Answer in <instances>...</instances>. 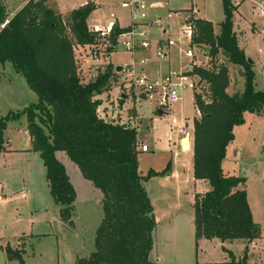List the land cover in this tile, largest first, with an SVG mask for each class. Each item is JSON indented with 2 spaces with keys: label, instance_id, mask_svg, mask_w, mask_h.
<instances>
[{
  "label": "trees",
  "instance_id": "obj_1",
  "mask_svg": "<svg viewBox=\"0 0 264 264\" xmlns=\"http://www.w3.org/2000/svg\"><path fill=\"white\" fill-rule=\"evenodd\" d=\"M221 2L224 20L217 34L212 23L192 19L196 30L193 42L211 60L208 67L193 72L203 83L202 95L194 94L200 118L193 123V178L210 186L207 193L194 199V239L196 245L212 239L221 243L242 241L246 245L243 257L231 258L230 264H246L247 248L261 238V230L253 222L243 189L245 179L225 175L222 163L234 140V127L243 124L246 113L263 110L264 90L256 89L253 64L248 63L233 31L237 6L230 0ZM95 9L87 2L64 19L45 7L44 0H29L7 18L0 4V66L11 64L37 97L36 103L0 119V154L7 123L25 117L31 151L43 163L49 196L64 227H72L77 192L59 160L60 154L99 193L101 219L93 251L77 258L75 264H157L150 260L157 223L143 184L167 176L171 164L168 162L159 172L141 174L137 150L141 139L135 127L120 115L111 121L108 111L100 109L99 96L110 89L112 68L98 74L94 81L84 83L81 79L73 50L75 46L91 48L95 44L97 36L87 24ZM127 30L114 26L108 55L117 37ZM219 56L226 63L219 62ZM227 64L243 69L240 97L227 93ZM113 69L115 72L116 67ZM118 100L119 105L125 101L121 97ZM24 248V242L16 249L5 246L2 250L7 263L25 264Z\"/></svg>",
  "mask_w": 264,
  "mask_h": 264
},
{
  "label": "rangeland",
  "instance_id": "obj_2",
  "mask_svg": "<svg viewBox=\"0 0 264 264\" xmlns=\"http://www.w3.org/2000/svg\"><path fill=\"white\" fill-rule=\"evenodd\" d=\"M27 1L29 0H0V4L4 7L7 18H10L15 10ZM123 1L44 0V6L65 19L71 11L89 2L96 7L88 17L87 23L91 27H105L109 22H114L120 28H126L130 25L131 19L129 11L121 8ZM143 1L147 6L156 2L161 3V8L148 9L147 12L149 17L161 19L160 26L156 25L149 30L150 48L142 50L147 53L131 56L122 50L120 43L116 42L114 50L108 55V47L112 42L96 38L91 48L75 46L74 57L84 83L94 81L98 74L112 68L113 81L110 82V89L99 96L100 109L105 108L109 114L114 107L121 120L135 127L137 136L141 139L137 148L142 145L148 147V153L139 154V171L144 173L150 169L160 171L170 162L171 167L174 165L185 176L191 165V155L189 152L184 153L186 149H183L184 152L181 151L179 135L175 128L187 123V130L192 134L193 123L200 118L193 104L192 92H183L182 101L173 105L166 116L159 118L153 102L139 100V91L131 94L129 90L118 85L121 75L114 72L113 67L123 69L132 67L135 74H139L140 68L150 71L157 61L165 62L155 57L154 47L158 39L164 37L162 29L168 24L176 30L173 36L177 43L170 48V56L166 63H169L171 71L179 72L188 63L182 53L185 50V42L178 40V29L184 17L190 20L197 17L210 22L214 26V31L218 33L219 25L224 20L222 2ZM232 4L239 6L236 26L241 32L240 45L245 57L253 61V73L258 90H263L264 36L260 35L262 20L256 15L252 16L253 10L249 2L233 1ZM168 14L172 15L170 20L167 18ZM254 26L258 32L252 33L251 29L255 28ZM202 50L201 48L197 53L201 56V68H206L211 60L205 58ZM218 58L219 62H225L223 57ZM140 60H146V63L141 66ZM227 68L228 94L240 97L244 90L243 69L229 64ZM161 69L163 70L162 66ZM119 94L126 96L122 105L118 102ZM34 95L28 89L23 76L15 72L11 64L0 66V119L9 112H16L28 105L30 96L34 98ZM25 125V121H20L6 126L3 136L11 143L12 150L30 149L28 135L22 130ZM233 135L234 140L227 148L222 170L227 175L245 179L243 189L247 194L253 222L259 226L263 237L258 248L253 250L247 248L246 264H264V108L259 114L246 113L243 124L234 127ZM167 136H171L172 140L167 141ZM59 160L65 166L77 192L72 227L60 226L56 222L46 183L45 168L38 156L31 152L12 151L0 158V244H9L11 248L16 249L26 242L25 264H75L77 258L87 257L93 251V238L101 219V200L94 197L98 192L82 180V177L80 178L79 172L67 157L60 154ZM190 180L185 182L189 192L201 195L210 190L207 182L194 183ZM154 186L155 183H151L149 189H153ZM21 191H24L25 196L21 195ZM192 204L190 196L189 198L185 196L180 202L171 196L164 205L157 203V212L163 210L165 216L153 233L150 260L157 264H230L231 258L236 260L242 258L245 248L242 241L221 243L217 239H212L196 245L192 226L194 219ZM175 214L180 218L175 217ZM45 233L50 236L39 239L19 238L22 235Z\"/></svg>",
  "mask_w": 264,
  "mask_h": 264
},
{
  "label": "built area",
  "instance_id": "obj_3",
  "mask_svg": "<svg viewBox=\"0 0 264 264\" xmlns=\"http://www.w3.org/2000/svg\"><path fill=\"white\" fill-rule=\"evenodd\" d=\"M237 2H249L252 6L253 14L262 20V28L260 34L264 35V0H230ZM237 5H239L237 3ZM122 9H126L130 13V25L126 28L128 30L117 37L116 42L121 44V48L125 53L131 56L135 55L140 50H147L150 48L151 36L149 30L156 25H161V19L159 17H149L148 9L156 10L157 6H147L143 0H124L121 4ZM178 15V14H177ZM168 20L172 18L171 14L167 15ZM117 23L109 22L105 27H91L89 31L94 33L100 40H108L113 34L114 26ZM118 26V25H117ZM119 27V26H118ZM178 40L185 42V50L182 52L184 57L188 60L179 72L168 71L165 75H161L158 78L151 77L144 68H140L139 74H135L132 67H125L119 74L118 85L130 91L131 94L134 91H139L138 99L140 95L146 94V101L153 102L155 104V110H162L164 112L179 103L182 98V94L185 91L192 92L194 94H200L203 83L199 80L197 75L193 72L195 69H201V56H198L200 48L194 44V38L196 36V30L193 21L184 17L182 24L179 27ZM175 28L170 25H164L162 29V35L164 39L158 41L160 44L155 45L154 55L157 59L166 61L170 54V48L174 47L177 40L174 39ZM205 58L208 59L206 55ZM140 65L143 66L146 60H141ZM124 96L119 94V97ZM112 108V107H111ZM114 108V107H113ZM111 109L109 113V119L116 121L118 115L115 109ZM175 132L178 136V143L180 148L183 146V140L188 138V143L193 140L192 134L187 130V123L178 128H175ZM171 141L170 136L167 139ZM137 150L140 153H148L149 149L146 145L140 146Z\"/></svg>",
  "mask_w": 264,
  "mask_h": 264
},
{
  "label": "crops",
  "instance_id": "obj_4",
  "mask_svg": "<svg viewBox=\"0 0 264 264\" xmlns=\"http://www.w3.org/2000/svg\"><path fill=\"white\" fill-rule=\"evenodd\" d=\"M24 5V4H23ZM23 5H21V6H19L16 10H15V12L12 14V16L23 6ZM152 5H155V6H157V7H159V8H161V3L160 2H156V3H153ZM240 6V5H239ZM238 6V7H239ZM238 7H237V10H236V12H235V14H234V24H233V31L235 32V34H236V37H237V42H238V46H239V48L241 49V50H243L242 49V47H241V45H240V38H241V32H240V30H239V28H238V26H236L237 25V22L238 21H236L237 20V16H236V14L238 13L237 11H238ZM193 14H194V12H193ZM194 16H195V14H194ZM252 16H255L253 13H252ZM195 19H199V18H197V17H194ZM201 20V19H200ZM88 24V23H87ZM88 26H89V28H91V26L88 24ZM255 27V26H254ZM213 29H214V26H213ZM251 31H252V33H255V32H258L257 31V27H255V28H253V29H251ZM214 33L215 34H217L215 31H214ZM261 35V34H260ZM262 36H264V35H262ZM164 39V37H162V39H158V41H162ZM156 42L155 43V45H158V44H160L159 42ZM243 52H244V50H243ZM140 53H147V52H145V51H142V50H140V51H138L136 54H140ZM251 60V59H250ZM141 61V60H140ZM252 61V60H251ZM252 64H253V61H252ZM163 67V70L161 71L160 70V67ZM145 71H146V69H145ZM168 71H171L170 70V67H169V63H166V61L165 62H160V61H157V63L155 64V65H153V67L150 69V71L149 70H147L146 72L148 73V74H150L151 75V77H153V78H158L159 76H161V75H165ZM262 73H264V66H262ZM255 87H256V89L258 90V86H257V84H255ZM264 90V89H263ZM260 91H262V90H260ZM227 93H228V91H227ZM193 100V104H194V98L192 99ZM181 101H182V98H181ZM180 101V102H181ZM29 104L28 105H30V104H34V103H36L37 102V97L34 95V98L33 97H31L30 96V100H29ZM179 102V103H180ZM28 105H25V106H23V108L24 107H26V106H28ZM195 107V106H194ZM23 108H21V109H23ZM20 109V110H21ZM196 109V108H195ZM19 111V110H18ZM167 113V112H166ZM196 113L197 114H199L198 113V111H197V109H196ZM3 118V117H2ZM20 121H25V123H26V125L24 126V127H22V130L24 131V132H26L27 133V135H28V132H27V129H26V126H27V122H26V119H25V117H22L21 119H19L18 121H16V122H20ZM9 123H15V122H9ZM9 123H7V125L9 124ZM182 127V126H181ZM178 128H180V127H178ZM168 137L169 136H167V139H168ZM170 138H171V140H172V137L170 136ZM28 141H29V144H30V149L28 148V149H25V150H16V149H13L12 150V148H11V143H9V140L8 139H6L5 140V145H4V147H5V149H4V151H3V153H1L0 154V158H1V156L2 157H4V156H6V155H8V153L9 152H31L34 156H38V154L37 153H34V152H32L31 151V140H30V137H29V135H28ZM168 141V140H167ZM181 149V151L182 152H184L183 151V147L182 148H180ZM190 153V155H191V165H190V168H189V170L187 171V173H185V176L183 175V174H181L179 171H178V168H175V166L173 165L172 167H171V171H170V173L167 175V176H165V177H154V178H151V179H149L147 182H145L144 184H143V186H144V188H145V190H146V192H147V195H148V197H149V200H150V203H151V206L153 207V215H154V217H155V220H156V223H157V225H159L160 224V222L162 221V218L165 216V213H164V211L162 210L160 213H158L157 212V209H156V205H157V203H160V204H163L164 205V203L166 202V200L169 198V199H171V196L174 198V200H177V201H182V200H184V197L185 196H187V198H189V196H190V199L193 201V204H194V199H195V196L196 195H199L198 193H195V192H189V188H188V186H187V184L185 183V182H187V181H189L190 179H191V176H192V180H190V181H192V182H204V181H197V180H195L194 178H193V168H192V144L191 143H189V147H188V149H187V151H185L184 153ZM143 154V153H142ZM39 157V156H38ZM139 157V156H138ZM40 159V158H39ZM139 162V161H138ZM32 164L34 165L35 163L34 162H32ZM138 169H139V163H138ZM150 170H152V169H150ZM154 171V170H153ZM161 171V170H160ZM141 172V171H140ZM156 172H159V171H156ZM147 173V172H146ZM146 173H144V172H141V174H146ZM224 173V172H223ZM225 174V173H224ZM225 175H227V174H225ZM228 176H234V175H228ZM71 178V177H70ZM79 178V177H78ZM81 178V177H80ZM187 178V179H186ZM183 179H186L185 181H183ZM81 180V179H80ZM83 180V179H82ZM72 182V181H71ZM47 183V182H46ZM151 183H155V186H154V188L153 189H149V186H150V184ZM73 184V183H72ZM87 184H89V183H87ZM48 186V185H47ZM74 186V185H73ZM89 186H90V184H89ZM91 187V186H90ZM156 187V188H155ZM89 188V187H88ZM49 189V188H48ZM76 189V188H75ZM174 191V193H171V192H173ZM205 194V193H204ZM204 194H201V195H204ZM21 195L22 196H25V193H24V191H21ZM96 199H98V200H101L100 199V195H99V193H96V195L94 196ZM51 203H52V210L54 211V214H55V219H56V222H58V224H60V226H63L62 225V223L60 222V220H59V218H58V209L57 208H55L54 206H53V202H52V200H51ZM193 204H192V207H193ZM162 205V206H163ZM175 217H177L178 219L180 218V216L179 215H176L175 214ZM164 219V218H163ZM193 221H194V219H193ZM192 226H193V231H194V225H193V223H192ZM50 236V234H48V233H45V234H41V235H22V236H20L19 238H27V239H33V238H42V237H49ZM32 237V238H31ZM19 238H17V239H19ZM261 239H263V237L261 236V238L260 239H258V240H256V241H254L251 245H249L248 247L251 249V250H253L254 248H258L259 246H260V242H261ZM25 244H26V242H24ZM10 246L9 244H5V245H1L0 244V250L1 251H3L2 249L5 247V246ZM26 246V245H25ZM246 245H244V247H245ZM25 250V249H24ZM4 253V252H3ZM25 255V254H24ZM4 256H5V254H4ZM6 258V257H5ZM23 260H24V256H23ZM77 260V259H76ZM25 262V261H24ZM6 264H7V260H6Z\"/></svg>",
  "mask_w": 264,
  "mask_h": 264
},
{
  "label": "water",
  "instance_id": "obj_5",
  "mask_svg": "<svg viewBox=\"0 0 264 264\" xmlns=\"http://www.w3.org/2000/svg\"><path fill=\"white\" fill-rule=\"evenodd\" d=\"M7 23H8V21L4 22V24L2 25L1 28H3ZM247 61H248V63H249L250 65H252V61H251L250 59H247ZM122 70H123L122 67H116L115 72H116V73H121ZM146 96H147L146 94L140 95V96H139V100L146 101ZM121 98H122L123 100H126V96H125V95L122 96ZM166 115H167L166 112H164V111H162V110H157V116H158L159 118H161V117H163V116H166ZM184 141H186V142L188 143V138H185V139L183 140V142H184ZM182 147H183V146H182ZM100 205H101V203H100ZM0 264H6V258H5V256H4L3 251H1V250H0Z\"/></svg>",
  "mask_w": 264,
  "mask_h": 264
},
{
  "label": "bare ground",
  "instance_id": "obj_6",
  "mask_svg": "<svg viewBox=\"0 0 264 264\" xmlns=\"http://www.w3.org/2000/svg\"><path fill=\"white\" fill-rule=\"evenodd\" d=\"M188 147H189V143H187L186 141H184L183 142V149L184 150L186 149V151H187Z\"/></svg>",
  "mask_w": 264,
  "mask_h": 264
}]
</instances>
